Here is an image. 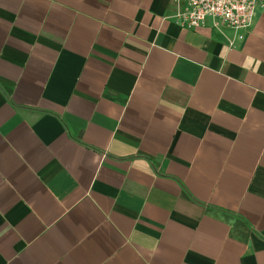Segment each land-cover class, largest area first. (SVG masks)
Masks as SVG:
<instances>
[{"label":"crops","instance_id":"crops-1","mask_svg":"<svg viewBox=\"0 0 264 264\" xmlns=\"http://www.w3.org/2000/svg\"><path fill=\"white\" fill-rule=\"evenodd\" d=\"M0 0V264H264V0Z\"/></svg>","mask_w":264,"mask_h":264},{"label":"built area","instance_id":"built-area-1","mask_svg":"<svg viewBox=\"0 0 264 264\" xmlns=\"http://www.w3.org/2000/svg\"><path fill=\"white\" fill-rule=\"evenodd\" d=\"M171 15L182 28H196L210 19L213 25L228 26L235 31L247 29L253 22L258 0H176Z\"/></svg>","mask_w":264,"mask_h":264}]
</instances>
